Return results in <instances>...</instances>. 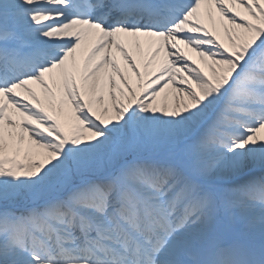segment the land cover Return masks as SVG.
Wrapping results in <instances>:
<instances>
[{
	"label": "snow or ice",
	"instance_id": "6c2138e0",
	"mask_svg": "<svg viewBox=\"0 0 264 264\" xmlns=\"http://www.w3.org/2000/svg\"><path fill=\"white\" fill-rule=\"evenodd\" d=\"M0 264H264V0H0Z\"/></svg>",
	"mask_w": 264,
	"mask_h": 264
}]
</instances>
